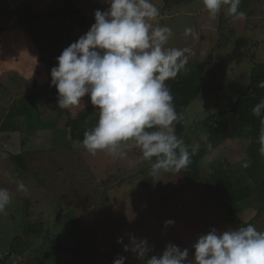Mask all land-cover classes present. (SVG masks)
Returning a JSON list of instances; mask_svg holds the SVG:
<instances>
[{
    "label": "rangeland",
    "instance_id": "1",
    "mask_svg": "<svg viewBox=\"0 0 264 264\" xmlns=\"http://www.w3.org/2000/svg\"><path fill=\"white\" fill-rule=\"evenodd\" d=\"M92 1L91 5L90 0H82L86 5L76 7L86 16L93 10L106 11L109 7L105 0H99L101 6L95 8L98 0ZM151 2L160 10L158 23L172 30L166 47L190 50L182 75L192 84L204 86L186 109L187 122L192 125L222 107L229 94L236 95L244 88L253 62L264 60V5L255 6L256 12L244 22L235 19L223 22L219 33L223 9L212 18L203 0L165 11L163 0ZM63 7L61 0H0V84L8 91V97L5 93L2 96L10 103L7 109L18 108L23 94L32 92L21 101L26 109L20 131H26L27 123V128H37L32 135H19L14 130L16 122L8 130L0 124V188H6L12 195L10 205L0 213V256L8 251L12 238L21 233L26 221L39 219L44 224L42 233L49 229V238L42 242L41 236L30 234L20 237L22 240L15 245H24V254L35 260L41 244L50 245L55 253L44 257L45 264H58L65 257L72 259L76 255L72 251L63 252L58 245L59 240L62 244L67 242L64 236L67 230L62 227L72 225L70 229L80 232L83 244L75 264H108L110 258L120 256L127 258L125 264H140L141 260L131 252H124L116 242L122 237L124 244H128L129 234L148 241L149 257L162 254L167 244H175V238L181 249L189 250L191 260L192 245L201 235L212 228L221 232L231 229L230 225L214 210L213 202L200 188L183 186L181 175L151 176V167L138 147L125 149L124 158H114L104 151L92 155L83 147L80 138L83 129L94 124L92 118L98 116L96 107L85 95L83 105L60 109L56 88L51 85L50 70L57 66V57L83 34L69 14L60 12ZM186 28L193 30L192 35L185 36ZM7 109L0 108L1 120ZM71 120L78 121L80 126L83 123L82 128L71 126ZM253 122L259 130L264 127L260 117L254 116ZM42 123L47 126L42 128ZM212 135L221 145L203 157V167L209 168L213 160L223 157L243 159L245 142L224 141L219 123L214 125ZM193 139L198 143L197 137ZM9 152L21 153L24 166L16 167ZM21 182L26 191L19 189ZM256 199L264 204V193L257 192ZM263 204L255 219L259 230H264ZM251 213L255 211L245 209L246 215ZM169 220L174 223L165 226ZM56 230L65 232H59L58 236ZM66 246L76 248L77 239ZM17 260L11 256L6 264H16Z\"/></svg>",
    "mask_w": 264,
    "mask_h": 264
},
{
    "label": "clouds",
    "instance_id": "2",
    "mask_svg": "<svg viewBox=\"0 0 264 264\" xmlns=\"http://www.w3.org/2000/svg\"><path fill=\"white\" fill-rule=\"evenodd\" d=\"M105 2L108 9L94 12L95 22L89 30L62 51L57 66L50 70L58 107L71 110L83 105L85 95L90 97L98 115L95 126L85 131L82 140L90 154L104 151L124 158L125 149L134 146L150 162L151 176L178 173L192 163L200 145H186L177 136L175 124L183 117L176 111L166 81L174 79L185 66L190 50L166 47L173 33L158 23L160 10L151 0ZM240 3L203 0L212 18L226 9L229 16L244 20ZM192 33L191 28L185 29V36ZM257 87L264 88V81ZM251 111L264 124V99ZM259 139L264 144V127ZM18 187L26 191L22 182ZM11 200V193L0 188V213ZM173 223L165 221V226ZM116 242L144 264H264V231L252 224L222 232L212 228L192 245L191 260L187 248L172 243L159 256L149 257L151 248L146 239L129 234L128 244L122 237ZM126 259L120 256L113 264H125Z\"/></svg>",
    "mask_w": 264,
    "mask_h": 264
},
{
    "label": "trees",
    "instance_id": "3",
    "mask_svg": "<svg viewBox=\"0 0 264 264\" xmlns=\"http://www.w3.org/2000/svg\"><path fill=\"white\" fill-rule=\"evenodd\" d=\"M61 1L65 4V8L63 7L60 12L63 14H69L74 22H77V25L82 29L83 34H85L95 22V10H93L90 16H86L76 7L77 4H80L81 6L86 5V3H83L82 0ZM100 1H96L94 6L95 8H100ZM191 1L193 0H163L162 9L165 11L166 9L181 6L182 4H186ZM90 3L92 5L93 1L90 0ZM87 4L89 5V3ZM259 4L264 5V0H241L239 10L245 12L246 18L244 20H237L234 17L229 16L226 9H223L220 14L218 32L220 33L223 22L230 23L234 19L242 22L246 21L247 18H250L256 12L255 6L257 7ZM83 34L81 33V36ZM231 34L234 33L232 32ZM224 40L227 42L226 38ZM259 81H264V60L253 62L250 77L244 88H242L236 95L229 94L227 99L228 101H226V103L219 109L212 110L206 114L204 118L194 121L195 123L192 124L194 126L193 128H191L192 125L187 122L186 109L189 104L202 93L204 86L200 83L192 84L186 76L182 75V69L174 79L166 81V84L170 88L171 94L174 97L173 103L176 111L183 117L180 122L175 124L177 136L181 138L186 145H200L199 150L191 157L192 163L186 169H183L176 174L181 175L184 179L183 186H189V188H200V191L205 193L206 198H209L213 202L214 210L223 217V220L230 225L231 229L252 224L258 231H264L259 230L258 226L255 224V219L262 210L260 206L263 204L256 199V194L260 191L264 193V145L260 142V130L253 122L254 115L251 111L258 102L264 99V88L257 87V83ZM0 93V108L5 110L7 109V105L10 106V103L7 99L8 91L4 90L2 84H0ZM4 93L7 94L6 99L2 96ZM29 94L32 95V92L25 95L23 94L24 97L19 99L18 108L11 106L6 110V116H4L2 120L0 119L2 127L6 126L8 130L9 126L13 122H16V129L14 130H16L19 135L23 133L32 135L35 131L37 132V130H35L37 128L35 127L27 128L28 123L26 124V131H20V125H22L23 120L22 117L24 116L26 109V106H21V101H23L24 98H27ZM92 119L94 120V124L83 129V135L80 138L81 140L84 138L85 131L92 129L95 126L98 116L93 117ZM51 123L52 122H50V124ZM70 123L71 126H74L75 128L80 127V129L83 124L82 123L80 126L79 122L75 120H71ZM217 123H219L224 130V141L225 139H238L247 144L243 159L240 161L230 160L225 159L222 156L223 159L213 160L214 162H211V167H203L201 165L203 157L209 152H212L214 149H219V146L221 145V143L218 142V140L212 135V129ZM46 124L47 123H42V128H45L47 126ZM3 131L6 130L4 129ZM192 135L197 137L198 143L194 141ZM24 137L27 136H22V140L25 139ZM8 155L12 157V162L16 165V167L24 166L25 162H23L22 165V160L20 159L22 156L21 153L9 152ZM146 162L148 163V166L151 167L150 162ZM213 163L215 164L213 165ZM245 209H253L255 213H251L252 215L250 214V216L246 215ZM43 225V222L39 219L34 220L33 222L26 221L21 233H19V235H14L12 238L8 251L0 256V264H6L7 260L9 261L11 256L18 258L16 264H45L44 257L50 256L53 252L50 250V245L49 247H44L41 244L38 249V257H35L36 260L24 254V245H15L16 242L22 240L21 238H23V236H28L30 234H35L38 237L41 236V241L44 242L49 238L47 236L49 229L46 228L43 234ZM62 228L67 230L66 232L62 230L65 232L64 236L67 238V242L62 244L59 240V249L63 250V252L72 251L76 255L72 259L71 256H67L64 258L63 262L58 264H75L77 258H79L82 253L83 244L80 242L82 241L80 239V232L71 230L70 228H73V225L69 228ZM62 231L56 230V234L59 236V232ZM75 239H77V247L68 248L66 245ZM173 240L178 246L175 238ZM79 249L81 253L79 252ZM90 256L95 259L94 255L91 254ZM113 261L114 260L110 258L108 264H113ZM140 264H144V261L141 260Z\"/></svg>",
    "mask_w": 264,
    "mask_h": 264
},
{
    "label": "crops",
    "instance_id": "4",
    "mask_svg": "<svg viewBox=\"0 0 264 264\" xmlns=\"http://www.w3.org/2000/svg\"><path fill=\"white\" fill-rule=\"evenodd\" d=\"M19 74H21V73H19ZM13 77H17L16 75H14ZM17 78H19V77H17ZM12 84H15L13 81H12ZM4 114V113H3Z\"/></svg>",
    "mask_w": 264,
    "mask_h": 264
}]
</instances>
